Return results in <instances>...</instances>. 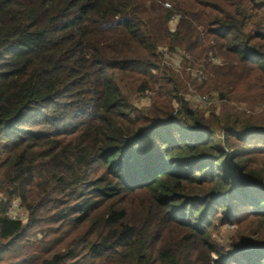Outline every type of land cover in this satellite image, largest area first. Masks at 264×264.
<instances>
[{
  "label": "trees",
  "instance_id": "obj_1",
  "mask_svg": "<svg viewBox=\"0 0 264 264\" xmlns=\"http://www.w3.org/2000/svg\"><path fill=\"white\" fill-rule=\"evenodd\" d=\"M168 1L0 0V264H264V110L208 120L162 64L264 104V0Z\"/></svg>",
  "mask_w": 264,
  "mask_h": 264
},
{
  "label": "rangeland",
  "instance_id": "obj_2",
  "mask_svg": "<svg viewBox=\"0 0 264 264\" xmlns=\"http://www.w3.org/2000/svg\"><path fill=\"white\" fill-rule=\"evenodd\" d=\"M152 2H155L156 0H149ZM169 3L168 0H157V3ZM158 3V4H159ZM169 9V8H167ZM178 16L173 17L172 21L168 24L169 30L173 31L175 29V26L177 24ZM162 51H167L164 49H161ZM212 59H217L216 57H212ZM192 60L191 56L189 55V52L182 51L181 49L173 50L170 52H166L164 57L162 58V64L168 66L171 68V70L177 74V76L183 79L182 72L187 73L188 75V84L186 87H184V90L179 94L180 98L183 99L188 105L196 111H199L204 114L205 118L211 121H220L222 117V113L225 112L226 114H230L231 108L234 107L235 109H239L241 111H255L256 113H260L264 110V104H255L250 107H246L243 105H239L235 102H227L226 100H221L220 97L217 95V93L211 92V91H205L203 88L200 87L203 86L206 88L205 81L207 79L206 73L203 71V69L199 68V66L195 65L192 67L190 64H187V62H190ZM213 62H217L220 64L222 62L221 59L218 60H212ZM186 64V65H185ZM181 80V79H180ZM158 87L154 88V91L156 92ZM150 92V91H146ZM139 93V94H133L132 96V104H134L137 107H150L151 103L153 102V94L154 92H150L151 95ZM205 100H204V99ZM173 107L175 109L178 108V104L173 102ZM247 113V112H246ZM236 145L232 144V148H236ZM262 159V157H259ZM263 163H264V159ZM263 163L261 165H263ZM39 232L38 229H33L29 232V239L38 238L37 233ZM239 227L236 223L233 224H220L216 223L214 230L212 231V241L214 244L218 245L219 247L230 250L231 243L236 240V237L239 238ZM246 249H251L250 246H247Z\"/></svg>",
  "mask_w": 264,
  "mask_h": 264
},
{
  "label": "built area",
  "instance_id": "obj_3",
  "mask_svg": "<svg viewBox=\"0 0 264 264\" xmlns=\"http://www.w3.org/2000/svg\"><path fill=\"white\" fill-rule=\"evenodd\" d=\"M165 6L168 7L167 4H165ZM215 63H217V62H215ZM145 94L151 95L150 92H146ZM1 201H2V197L0 196V202ZM6 215L9 219H11L13 221H22L26 218V213H25L19 199L16 198V199L11 200V202L9 203V205L7 207Z\"/></svg>",
  "mask_w": 264,
  "mask_h": 264
}]
</instances>
